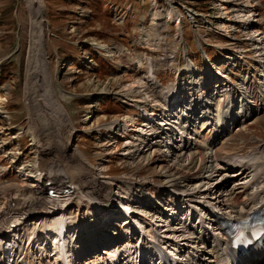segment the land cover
Returning a JSON list of instances; mask_svg holds the SVG:
<instances>
[{
    "label": "rangeland",
    "instance_id": "obj_1",
    "mask_svg": "<svg viewBox=\"0 0 264 264\" xmlns=\"http://www.w3.org/2000/svg\"><path fill=\"white\" fill-rule=\"evenodd\" d=\"M216 2V0H38L42 15L40 23L42 30H39V36L42 42L43 62L50 80V95L62 110L65 122L70 124L68 143L75 154L88 162L85 165L90 170L98 176L107 174L116 183H121L122 194L125 191V186L121 182L123 178H130L128 176L137 180L140 178L150 180L151 176L156 178L152 173V166L148 164L151 149L144 151L137 158L132 149L138 147L140 138L147 136L150 128L158 130L170 128L168 125L160 124L164 123L161 106L166 101L167 89L180 84L185 87L186 78L182 79L181 74L178 75L179 80L173 78L178 68H183L184 72L187 65L183 64L184 60L194 61L198 67L194 66L197 76L201 74L204 76L206 70L214 75L218 65L225 70L227 81L231 79L241 84L248 70L249 77L253 73L258 80L257 75L263 65L259 63L258 51L254 47L261 46L260 50L264 51V0L227 2L229 10L237 9V12L232 13L231 21L227 22L228 29L230 26L236 27L229 33L221 27L223 21L215 18L225 16L220 6H214ZM239 11L255 13L257 21L248 24L238 22ZM171 16L173 18L170 19ZM179 18L180 26L177 24ZM143 30L149 35L148 38H144L145 40L141 39ZM254 30H258L260 34L262 40L260 43L254 42L255 38L252 36ZM30 34L27 0H0V127L6 129L2 132L5 134L1 135L0 132V209L3 208V192L11 186L18 185H14V182H20L22 185L25 181L31 180L33 183V178L26 177L25 174L28 173L21 168L37 161V147L33 143L30 126L31 130L34 128V131H37L38 126L31 124L32 120H36L40 115H32L26 100ZM97 44L112 47L114 56H109L108 52L97 47ZM228 49L236 50L234 54L237 59L231 64H227L228 60L222 57L223 54L230 53L227 52ZM207 55L214 61L210 68L207 62L203 61ZM248 63L249 69L244 71ZM147 67L154 72L152 77L155 84H148L152 79L146 76ZM155 76L162 80L165 86L157 87ZM197 76L196 78H199ZM138 80L142 83H138L139 86L128 93L125 90L127 86ZM258 86L259 89L263 87L262 84ZM186 97L181 104L176 105L171 115L178 118L180 114L181 117L184 116L190 100L188 96ZM36 100L48 112V120L54 121L55 115L51 106L41 95L36 96ZM137 100L142 101L139 103L140 106L134 105ZM184 102L186 106L183 105ZM142 106H147L148 109L155 107L154 110L159 114L158 119L161 121L155 119L145 124V120H140L145 119L140 111ZM217 106H213L214 114ZM171 115L170 125L175 128L179 120L177 118V122L174 123ZM116 120H121V124L126 121L127 127L117 128L114 133L109 132L107 127ZM133 120L136 121L135 126H132ZM38 121L39 119L36 120ZM194 124L196 126V123ZM239 124L240 127L237 125L225 135L226 137L223 136L226 138L223 144L219 142L212 149L214 156L211 169L209 168L207 175L199 182L201 193L191 202L194 208L203 207L200 211L201 216L206 215V208L211 212L219 210L215 204V196L222 194L225 197L231 190L249 184L250 177L245 179V174L240 175L242 169L239 162L245 164L257 152L264 154V107L256 118L244 121L242 117ZM147 125L152 127L149 128ZM121 134L126 137H120ZM167 140H158L161 142L158 148L163 152L168 151ZM175 151H181V147L177 145ZM228 160L235 161L231 165H226ZM66 162L72 168L73 176L81 172L79 168L71 165L69 160ZM189 162L190 154L186 153L181 164L186 166ZM77 165L83 169L82 163ZM173 184L168 186L169 191H174ZM132 187L131 191L135 192L138 198L143 196L137 190L139 187L135 185ZM256 188L250 187L249 192L255 191ZM112 192L115 195L116 189ZM133 205L138 208L136 203ZM155 205L159 208L157 204ZM182 209L184 210L183 207ZM134 213L136 220L143 217L136 209ZM146 213L144 217H148L147 221L155 226L153 222L157 220L153 221L150 218L153 217V212ZM169 213L167 212L165 217L170 218ZM181 214L179 217L173 215V218L183 220ZM161 216L164 217L162 214ZM166 221L164 218L161 222ZM181 225L183 226L180 222L171 226L158 224L159 227L156 229L158 232L162 231L161 235L165 236V231L169 228V233L172 234L168 235L178 241L185 238L186 234L178 231L182 228ZM185 225L192 226L190 223ZM124 241L123 238L115 252L110 251L112 248L108 249L109 258L111 257L108 263L126 264L130 261L135 253V247L125 249ZM198 242L201 240L195 241V244ZM188 243L191 244L190 241ZM190 251L192 247H188L185 253L188 254ZM182 262L185 263L184 260Z\"/></svg>",
    "mask_w": 264,
    "mask_h": 264
},
{
    "label": "bare ground",
    "instance_id": "obj_2",
    "mask_svg": "<svg viewBox=\"0 0 264 264\" xmlns=\"http://www.w3.org/2000/svg\"><path fill=\"white\" fill-rule=\"evenodd\" d=\"M216 1L217 2L214 3V6H220V9L223 10V14H225V16H216L215 18L223 21L221 27L224 28V31L226 30L227 33H229L230 31H234L236 27L230 26V29H228L227 22L231 21V16L233 17L232 13L235 11L237 12V9H228L226 4L230 0ZM39 7L40 6L38 0H27V8L30 15L31 34L29 46V62L27 65L26 78V100L32 115H40L37 117V119H39L38 122H36L37 119H31V125L38 126L37 131H34V128H32L31 130L30 126V132L33 134H31L34 140L33 143H35V146L37 147V161L33 164L24 165L21 168L25 169L28 173L26 177L30 178L31 176H33V179L30 178L33 180V183L30 184V187H37L39 192V198L32 205V209L29 211V213L34 214V216L39 215L44 217L45 220L43 222V225L45 226V228L48 227L46 229H49L51 235L56 236L58 234V236H60L62 234V228L64 224L67 223V217H65L67 212H65L61 208H59L56 212H50L42 208L43 198L46 197L45 192L47 190H50L51 192L59 193L58 198L71 199L72 197L81 195L82 197H84L83 199L90 200L91 206L88 207L86 212L82 213L83 216H78L76 221L70 220L68 224H73L75 222L78 225L89 224V222H92L89 221V216H91L92 214L96 216L99 213L100 219L98 218V221L95 222V224H89L94 226L87 227V230L85 231V233H87L88 235L96 234L97 237H89L85 233L83 235H79L78 243L82 244L85 247V250L80 255H75L74 253L76 258L68 259L70 261V264H99L97 263L98 260L100 261V263L101 260H104L102 255L103 252H105V254H108V256L106 257L107 259H109L110 256V252L108 250L109 248L103 247V249L99 252V248L97 247L99 242L107 245L110 242L109 240L113 239L111 236H108L109 228L111 227L110 231L111 234L115 236V239H113V241H115L123 237L124 231H126V229L128 232V229L131 228L134 220L133 216L131 215L132 219L130 221H128L127 218H122V223L120 222L121 225L112 223L110 224V226H108L107 229L103 230L104 227H106V220H102L103 217L106 216V214L115 212V208L109 205L108 197L111 196L110 189L116 182L113 181L114 179H112L107 174H104V176L102 174H99L101 176H98L95 172L90 170V168L85 165V163L88 162H86V160H83L79 155L75 154L73 149H71L70 144L68 143L71 132L69 128L70 124L68 125L65 122L62 110L50 95L51 85L47 74L48 71L43 62L44 55L42 53V42L39 36V30L41 29L42 25H40L42 15ZM249 12L239 11L237 15L238 22H244V24H248V22L250 23L257 21L255 17L256 14ZM173 16H171L170 19L173 18ZM180 22L181 20L179 18L177 22L179 26ZM148 36L149 35L143 30L141 39L148 38ZM252 36L255 38L254 42L256 44L262 41L258 30H254ZM97 47L105 49L108 52L109 56H114V50H112V47L104 44H97ZM260 48L261 46L258 45L254 47V49L258 51L256 52L258 54L257 56H259V63L263 65V68L260 69V72L257 75L258 80L253 76V73H251V76L249 77L250 80H244L241 84H237L231 79H229V81H226L224 78H228V76H226L221 70H219V67L216 71H214V75L216 76L215 80H212V78L214 77L213 74H211L212 72L209 73L207 70L205 71L204 76H198L199 78H196L197 75L195 74L194 65L191 66L190 63H187L183 73L189 75H185L188 77V80L187 77H184L182 75V79L186 78L185 87H182L183 84H180L178 82L180 86L169 88L165 92L166 101H164L165 103L163 102L161 106V109L163 111V114L161 115L164 116V118L162 116L161 117L163 118L162 122L164 123L160 124L170 126L171 120L169 118V115L172 114L171 112L172 110H174V108H176V105L178 103L181 104V102L187 98L186 96H188V99H190L191 102L184 114L185 117L182 116L184 117L182 118V122H188V124L186 127H183L184 123H180V127L182 132L185 130L189 131L188 133L190 134V136H188L187 139L186 133L185 138L182 140L183 143L181 146V151L178 152L175 151V147H172V151H170L169 145L167 146L168 151H161L158 148L160 147L161 142L156 139L154 140V138H150V133L149 136L147 135L140 138L137 144L138 147H135L134 150L132 149V151L135 153V158H137L140 157V155H142L144 151H148V149H151L152 152L148 164L152 166V173H154L153 175H155L156 178H153V176H151L150 180H146L145 178H140L137 180L132 179V176H128L130 178L121 179V182H123L125 186V191H123L120 199L123 201V205L126 206L127 210L130 211V214L134 213L135 209L139 211V206H141V209L146 210H143L140 216H145L147 214L146 211H148L153 212V216L162 218V212H160L155 205L157 204V202H159L160 205L163 204L165 210L173 209V211H175L177 207L178 210H180L183 205L188 203V207H186L187 209L184 210L181 215L183 219L186 218L185 221L187 220V218H191L188 217L192 214L190 210L195 211V209H193L194 207L189 205V203H191L198 196L197 194L201 193L199 191V182L204 178L205 175H207L206 173L208 172L209 168L211 169L212 157L214 156L212 153L213 147H215V145L220 142L219 139L221 137L227 134L225 133V131H229L233 123H240L242 117L245 120L256 118V116H258L262 112V109L264 107V93L262 91H264V88L261 87V89H259L258 85L262 84V86H264V80H262V78L264 77V51H261ZM227 52L230 53L223 54L222 57L226 58V61L228 60L227 64H231L232 61H235L237 59V56H235L234 54L236 53V50L228 49ZM239 58L242 57H238V59ZM138 63L140 64V61H138ZM146 73V76L149 79L150 77L152 79V82L150 81V83L148 84H155L153 80L154 77H152V75L154 74L153 70L151 68H148ZM249 73L250 72L248 70L247 76H249ZM148 78L147 81L149 80ZM177 78L178 79L175 80H179L180 76ZM138 83L141 84L142 81L138 80L136 82H132L131 84H129L130 86H127L125 90H127V92L129 93L139 86ZM153 88H155V86ZM174 94L175 96H173ZM38 95H41L47 102V104L50 105L53 109L55 115L53 117L55 118L54 121L48 120V112H46V110H44L36 100V96ZM141 102L142 101L137 100L134 105L140 106L139 103ZM215 105L218 106L216 113L214 114L213 106ZM154 108L148 109L147 106L140 107L141 113L146 118L145 120H148V122H151L155 119H160L159 114L156 112V110H154ZM200 113L203 114V117L200 116L199 118ZM171 116L175 120L174 123H176L178 117L176 115ZM120 121H112L113 123H110L111 125L107 127L108 131L114 133L117 128H126V121H124L123 124H121ZM131 122H133L132 126L136 125V121L133 120ZM146 122L147 121H144L145 124ZM194 123H196V126ZM150 127L152 126L150 125ZM151 129L153 133L159 132L158 128ZM164 129L165 128H162L161 131H163ZM5 130L6 129H4V127H0L1 133ZM132 130L134 129L132 128ZM120 137L125 138L126 136L121 134ZM225 140L226 138L222 141V144L225 142ZM168 142L169 144L171 143L170 138H168ZM184 150H187V152H184ZM169 151L171 152V154L169 153L165 155V152L168 153ZM186 153L190 154V162L188 165L182 166L181 162L184 160V156ZM257 153H255L256 155L254 154L251 159H248L245 164L239 162V167L242 169L240 175L245 174V179H248L250 177V179H248L249 184H244L231 190L227 195H225V197H223L224 195L222 194H219L217 197L215 196V204L218 205L217 207L219 210H213L211 213V211L207 210L206 208L207 214L205 217L210 216L211 220H214V224L212 225L213 231H207V229L204 228L201 234V237L203 239L201 240V242H198L196 244L195 240L199 239L200 236L192 237L190 235L191 231H182V233H186V235L188 236L185 239L192 240V243H194L192 246V250L195 251L194 256L197 255L196 253L198 251H200L197 257V262L193 260V255L191 259L187 255H184L182 257V259L188 261L189 264H227L224 259L220 260V258H222L220 250H223V248L226 249L228 246L227 238L221 236L219 237V225H221V221L228 219H245L254 210L264 212V154L261 152ZM56 155H61L62 157H57ZM66 160H69L71 165L81 170L82 174L79 178L73 176L72 168L70 167L69 163L66 162ZM234 161L235 160H228L226 165H231ZM78 163H82L83 169L77 165ZM48 183L52 186V189L48 188ZM171 183H174L173 188L175 189L174 191L170 190V192L168 186ZM117 184H120V188L123 189V185L121 183L118 182ZM133 185L139 187L137 188V190H139L145 197L139 196V200L136 199L133 201V196H137L135 192L131 191ZM69 186L73 187L74 189L69 188ZM252 186L257 187L255 190L256 192L253 191L250 193L249 188ZM14 187L15 186H12V188ZM196 190H198V192ZM181 193H186V202L183 201L185 198L183 199V197H180ZM154 197H156L155 202L151 201L150 199ZM83 202L85 203L86 201ZM102 203H104L106 206L102 205ZM133 203H136L138 205V208H136L137 206L133 207ZM62 204L63 202H61V205ZM85 204L87 205V203ZM201 209H203V207H201ZM219 213H221L222 215L217 216ZM179 214L180 213H176L175 211L173 215L179 217ZM122 215L125 216V214L123 213ZM200 221H202V225L205 222L202 216H200ZM136 222L140 223L142 227L144 226L147 229L146 231H148V235L151 236L153 232V226L152 224L149 225L147 219L146 221L144 219L143 221L136 220ZM31 224L32 223L25 225L22 228L21 233H34L36 226ZM184 227L186 229H189V226ZM45 228L43 227L40 230H37V232L42 234ZM91 228L94 231H89ZM134 229L136 230L135 227ZM189 230H191V227ZM46 233L48 234L47 231ZM72 235H69V233H67L66 237L68 242L72 241ZM3 236L7 237V234L5 233L4 229H0V238ZM40 236L38 235L37 238L39 239ZM162 237L165 238V236ZM156 238L157 235L154 234V236H152L150 239ZM133 239H135V237H133L132 239L127 238V243L124 245V247L131 246ZM38 241L39 240H36V243ZM171 241L174 244L173 247H170L171 249H169L168 253L170 254V256H172V258H178L177 252L181 249L182 245L180 244V242H178L179 240ZM37 244L40 246L39 242ZM143 244L148 245L149 240L144 239ZM119 247L120 246L118 243L116 246H114L112 252H115ZM162 247L164 248V246ZM39 248L41 251V256L37 257V259H34L33 255H35L38 250H34L32 248L30 252L31 257H27L29 264H60L59 259H61V257H57L56 254L51 255L50 252L48 253L47 251H45V248L43 246H40ZM70 249L71 251H73L74 247ZM87 251H89L90 253H87ZM205 252H209L211 255L206 257L205 254L207 253ZM83 253H86V257L83 258L84 261L81 258L83 256ZM147 253L152 254L150 251H147ZM0 254L2 253L0 252ZM252 254L253 253L249 254L251 256L241 258L240 264H264V256L258 260L256 257L255 260ZM115 255L116 254L114 253L113 256ZM51 258L54 259L49 260ZM147 259L150 260L151 263L154 262V258L150 256H146V261L148 262ZM141 264H145V262H141Z\"/></svg>",
    "mask_w": 264,
    "mask_h": 264
}]
</instances>
